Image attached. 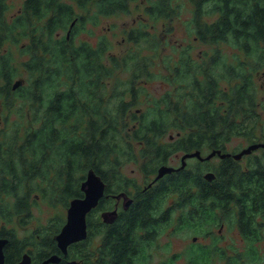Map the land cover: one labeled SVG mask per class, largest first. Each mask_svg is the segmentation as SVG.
<instances>
[{
	"label": "trees",
	"instance_id": "16d2710c",
	"mask_svg": "<svg viewBox=\"0 0 264 264\" xmlns=\"http://www.w3.org/2000/svg\"><path fill=\"white\" fill-rule=\"evenodd\" d=\"M132 1L24 0L17 12L9 14L8 1L0 0V106L17 105L13 110L18 115L10 130L0 129V214L6 222L31 205L32 192L40 186H45L43 194L50 195L51 203L58 197L67 205L72 197L81 196L80 180L89 167L108 179L118 163L142 159L144 170L156 171L172 152L194 146L203 155L206 148L225 151L234 135L257 126L260 117L251 79L243 69H234L219 50L203 52L198 61L189 45H171V53L165 55L169 45L147 27L129 31L134 44L120 57L107 55L110 41L104 38L76 42L81 23L129 12ZM148 1L145 13L154 25L163 21L173 25L172 31L182 1H187L192 13L188 33L207 44L229 43L233 37L245 47L248 33L261 31L264 21V0ZM218 10H222L218 20L203 19L205 12ZM19 42L20 55L27 57L17 63L12 45ZM162 58L168 71L160 78L170 86L157 95L146 84L156 78L151 67ZM120 68L126 76L117 78L109 92L114 69ZM19 78L23 83L13 88ZM139 104L144 107L137 109ZM173 128L180 129L178 138L165 141ZM203 169L215 171V177L207 179ZM231 171V161L224 158L219 165L200 167V175L186 168L167 174L153 190L203 192L202 213L214 217L216 202L229 199ZM148 205L147 199L140 203ZM49 225L45 241H51L59 227L55 220ZM112 241L116 255L120 248L116 234ZM123 245L127 249L128 244ZM85 247V242H75L70 254L84 259ZM204 264H209L208 258Z\"/></svg>",
	"mask_w": 264,
	"mask_h": 264
},
{
	"label": "flooded vegetation",
	"instance_id": "af4514ba",
	"mask_svg": "<svg viewBox=\"0 0 264 264\" xmlns=\"http://www.w3.org/2000/svg\"><path fill=\"white\" fill-rule=\"evenodd\" d=\"M260 10L262 9L258 11ZM221 11L215 12L214 19H207L209 18H206L208 13L205 12L203 19L216 21L221 17ZM262 17L264 19V7ZM262 23L261 31L248 33L245 47L233 39V34L229 36L239 48L234 49L233 57L227 60L234 69L246 71L248 78L251 79V88L255 93L256 109L260 120L255 128H243L239 134L231 138L232 140L237 135H246L247 132L258 135L255 138L245 137L249 140L248 144L238 145L233 149L227 145L223 152H229L230 155L221 157L216 154L213 156L220 157L218 165L224 158H229L232 164L229 199L227 203L220 200L216 202L218 205L216 216L204 217L201 208L204 204L201 198L204 196L203 192L179 193L171 190H153L160 185L167 174H180L185 168L193 174L200 175V168L193 170L189 164L190 160H197L200 163V155L187 156L185 166L181 167L183 155L200 151V147L180 149L174 155V152L171 153L170 156L180 157L181 164L176 166L167 163L175 169L163 176L157 177L159 167L151 172L143 169L147 175L149 174L146 180L150 175L154 176L143 184L142 188L139 182L125 183L123 163H118V168L110 172L108 179L103 177L99 171L89 167L85 177L80 180V187L87 179L89 170L93 169L102 178L104 191L98 203L87 212L86 237L69 244L65 253L58 245L56 235L67 220V212L64 222L52 234L51 241L50 239L45 241V234H50L51 228L47 227L48 231H43L41 228L31 231L26 225L27 216L31 215L28 203L25 210L15 213L12 221L3 220L4 222L0 224V239L6 240L2 246L1 264H42L52 254L61 256L57 264H150L153 261L154 264H173L175 256L172 247L164 252L158 251V248L162 247L158 246V242L164 234L172 233L173 229L183 228L184 222H192L200 226V234L193 235L191 239L194 249L190 255L184 253L187 264H204L205 259L208 258V261H211L214 256L224 257L226 264H264V145H259L239 155L242 150L253 144L264 143V21ZM203 56V52L200 51V57L203 58ZM259 79H261L260 82ZM258 90L262 93L261 101L257 98ZM173 137L174 135H171V138ZM44 188L45 186H40L37 190L49 198V194H43ZM81 190L83 192L81 196H84L85 192L82 187ZM39 196H41L40 193L36 192V197ZM144 199L149 201V205L140 207ZM56 200L54 202L60 203L58 197ZM69 203L66 205L67 208ZM208 222L210 226L203 229L204 224ZM226 229H229L232 234L229 242L224 244L221 241L226 240L224 238ZM115 234L117 235V247L120 246L116 248L119 250L116 251V255H114L113 241L110 242V238ZM75 242H85L86 256L84 259L74 258L70 254V247ZM123 243L128 244L127 249ZM156 254L159 256L156 257ZM49 264H54V262L50 261Z\"/></svg>",
	"mask_w": 264,
	"mask_h": 264
},
{
	"label": "rangeland",
	"instance_id": "374dc122",
	"mask_svg": "<svg viewBox=\"0 0 264 264\" xmlns=\"http://www.w3.org/2000/svg\"><path fill=\"white\" fill-rule=\"evenodd\" d=\"M7 1L10 6L9 14L17 12L23 4V0ZM148 2V0H134L131 2V10L129 12H120L112 15H101L98 21L94 22L87 20L85 26L83 25V23H81L78 26L77 32L75 34L76 42L80 43V41L82 40H90L92 42H97L100 39L104 38L107 41H110V48L108 49L109 51L106 52L108 53L107 55L114 53L116 54V56L120 57L124 53H126V51H128L134 44V42L129 39V31L138 27H147L148 30H150L151 32H155L161 35L162 39L166 42V44L169 45L163 51L165 55L171 53V45H177L178 47H185L189 45L192 55L198 61L202 60V58L200 57V51L213 52L215 50H219L220 52H222L225 56V59L227 60L229 59V57H233L234 49L237 50L239 48L233 42H219L215 44H207L203 41H197L193 37V35L190 36L188 30L191 26L189 24V19L191 18L192 13L191 5L187 3V1H182L183 4L181 9V16L178 20H176L175 31L171 30V28L173 27L172 24H163V21L156 22V26L154 25L153 20L148 17L145 13V7ZM214 14H206V18L209 17L207 19H214L216 17ZM152 25H154V28H152ZM21 43L22 42L12 45L17 63H19L23 58L27 57V55H20V45H22ZM151 69L157 72V76L156 78L149 80V82L146 84L147 90L157 95H160L165 91L168 86H170L168 83L167 85L165 82H162L160 78L161 72L168 71L167 67H165L164 65L163 58L159 59L158 62H156V64L151 67ZM114 70L115 72L110 78L111 84L109 87V92H111L113 84H115L114 81H116L117 78L121 79L126 76V73L122 70V68ZM23 75H26L25 70L23 71ZM23 75L22 77H24ZM260 81L261 79H259V82ZM257 98L259 99V101H261V90H258ZM145 99L146 98L143 97L141 98V101H144ZM17 102L19 103V100H17ZM16 107L10 108L7 103L2 104L0 106V129L6 128L7 130H10L11 125L16 123V121L18 120V115L13 110L16 109ZM135 107L137 109L141 107L142 109V107L144 106H141L139 104ZM135 107L133 109H135ZM130 125L133 124L130 122ZM178 132H180V129H171L168 134L164 137V140H176L179 136L177 135ZM171 135H174V137L171 138ZM245 137V135H237L230 142H228L227 145L230 146V149H233L238 145L244 146L249 143V140H247ZM206 149L207 150L205 151V153L207 154L210 150L208 148ZM176 152H179V150L175 151L174 153L172 152L173 155ZM173 155L168 158L167 163L176 166L180 165V157L177 158L176 155ZM218 160H220V157L215 156L212 159L206 160L204 163H199L197 160H190L189 164L190 168H192L193 170H197L200 167L218 165ZM126 161L127 162L123 163V175L126 184L129 182H139L140 187L142 188L143 184L147 183L151 178H153L154 175H150V177L146 180L149 174L147 175L141 167L142 159H139L137 162H135L134 160ZM202 171V173H204L206 170L204 171L203 169ZM36 192L40 193L41 196L36 197ZM49 199L50 198L43 196L40 190H34L32 192V196L30 199L31 215L27 216L26 220V225L29 230L34 231L36 229L41 228L43 231H48L49 229L47 227H50L49 224L54 220L58 221V225L64 222V219L66 218L67 206L62 202L51 203ZM3 222V219L0 218V224H2ZM208 226H210L209 222L204 224L203 229H207ZM197 234H200V226L196 225L190 227L184 226L183 228H179L176 230L173 229L172 233L164 234L163 238L159 240L158 246L162 247L158 248V251L164 252L168 248L172 247L173 255L175 256V262L173 264H187V260H185L184 258V253L186 252L188 255H190L191 251L194 249V245L193 242H191V239L193 235ZM231 234L232 232L230 233V230L226 229V232H224V238H226V240L224 239L221 242L227 244L229 242V239L231 238ZM196 251L198 250L196 249ZM158 256L159 254H156V257ZM223 258L224 257L222 256H214L211 261H209V264H226ZM150 264H154V261Z\"/></svg>",
	"mask_w": 264,
	"mask_h": 264
},
{
	"label": "water",
	"instance_id": "95a60500",
	"mask_svg": "<svg viewBox=\"0 0 264 264\" xmlns=\"http://www.w3.org/2000/svg\"><path fill=\"white\" fill-rule=\"evenodd\" d=\"M22 83V79H16L13 84V88L18 87ZM259 145H264V143L253 144L242 150L239 155L243 154L244 152H249L251 149ZM216 154L220 155L221 157L230 155L229 152H223L221 149H213L206 155H203L201 150L195 151L183 155V163L181 167L185 166V158L189 155H200V159H210ZM173 169L175 168L172 165L162 164L159 167L157 177L163 176L165 173L171 172ZM205 177L211 180L215 177V173L213 171H208L205 173ZM81 187L85 192L84 196H78L70 200L69 206L67 208V220L62 226L60 232L56 235L58 245L65 253L67 252L69 244L86 237V215L87 212L92 209L102 197L104 191V182L93 169H90L87 179L82 182ZM5 242V239H0V264L2 263L3 259L2 246ZM60 260V255L52 254L42 264H49L50 261L54 262V264H57Z\"/></svg>",
	"mask_w": 264,
	"mask_h": 264
}]
</instances>
